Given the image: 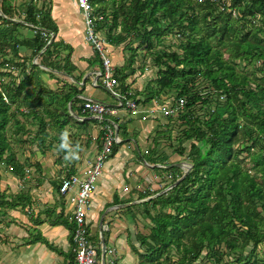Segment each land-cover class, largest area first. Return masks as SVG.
<instances>
[{
  "label": "trees",
  "instance_id": "1",
  "mask_svg": "<svg viewBox=\"0 0 264 264\" xmlns=\"http://www.w3.org/2000/svg\"><path fill=\"white\" fill-rule=\"evenodd\" d=\"M91 1L105 16L99 30L108 44L124 45L129 54L115 72L122 91L132 89L131 76L146 75L150 57L157 71L134 94L144 98L138 103L186 101L178 116L169 117L172 129L165 132L175 140L174 154L184 160L170 162L164 153L151 160L166 166L155 169L167 179L161 188L140 195L148 201L129 208L147 232L137 228L139 247L133 251L138 264H199L203 255V264H264V0ZM9 2L2 1L1 13L13 19ZM25 22L33 27L34 38L20 41L5 28L10 21L0 16V78L11 81L3 88L6 97L0 91V218L31 200L24 193L2 191V172L24 179L31 167L28 150L45 154L52 147L47 144L49 126L66 127L51 108L59 98L46 88L41 67L70 76L75 70L71 47L54 41L46 49L51 37L36 29L58 34L50 8L31 3ZM21 49L32 51L29 59L20 60ZM96 62L103 67L100 55ZM78 93L71 89L65 105ZM119 127L123 139L129 138L127 125L124 131ZM160 146L156 139L151 153ZM181 162L190 164L188 176L157 196L184 176L182 168L171 166ZM71 229L74 236V223ZM40 240L58 251L47 239Z\"/></svg>",
  "mask_w": 264,
  "mask_h": 264
},
{
  "label": "crops",
  "instance_id": "2",
  "mask_svg": "<svg viewBox=\"0 0 264 264\" xmlns=\"http://www.w3.org/2000/svg\"><path fill=\"white\" fill-rule=\"evenodd\" d=\"M11 1L14 2L11 4L14 8V18H7L3 13L1 15L10 21L5 28L18 35L20 41L34 38L32 27L25 22L27 7L33 3L38 9L43 7L51 9V16L59 29L58 34H54V41H62L64 45L71 47L70 64L74 66L75 70L70 76L41 67L45 71L43 79L46 88L53 91V95H58L59 98V105L51 108L61 115V124H66V127H64L65 125L57 127L53 124L49 126L47 144L52 147L45 150V154L40 152L37 154V152L33 154L35 158L31 159L32 154L28 150L29 154L26 157L30 158L31 167L27 168V176L24 179L16 178L12 171L2 172L4 175L1 185L2 191L9 195L24 193L31 200L28 206L10 211L9 217L0 218V264H73L75 261V246L71 229L73 226V206L68 199L59 193V186L62 180L69 176L84 177L89 164L94 161L100 151L104 136L103 128L100 124L96 129L91 127L90 123L96 122L89 119L88 114L84 112L83 104L86 99L107 104V99L97 94L98 88H103L101 79L103 70L99 67L102 65L100 62L95 63L98 55L85 40V24L76 0H74L75 3H72L71 0ZM103 34L101 32L102 37L106 39ZM122 47L124 45L117 47L108 44L107 51L114 61L115 68H121L124 65L125 54ZM67 54V51H61L62 57H66ZM31 55L32 51L29 49H21L20 60L29 59ZM37 60L41 61V54L34 59V64L40 65ZM146 75L144 76L149 79L150 74ZM45 76L48 77V82L45 80ZM18 78L17 74L16 79L19 83L21 78ZM88 81L92 82V86H88ZM128 82L134 93L142 91L148 84L142 85L139 80L137 81V76H131ZM73 88L77 89L79 93L72 98L73 101L71 99L65 105L68 99L66 94ZM138 96V100H144L140 95ZM114 100L116 104L109 105L118 107V101L115 98ZM152 103H139L143 107V111L136 118H142L141 123L147 119L158 122L146 114L147 107H150ZM65 113H68L69 116L66 117ZM119 114H122L120 118L118 116L117 118L108 117L107 121L115 124L118 122V126L119 124L128 126L129 123H132L131 113L125 110ZM75 118L77 119L76 122L73 120ZM151 122L153 123V121ZM133 124L136 131L133 135L128 133L129 138L125 141L123 140L124 133L119 127L121 143L125 145H120L118 152L107 163L98 181L88 216L89 222L93 223L94 220L97 222L95 231L98 230L101 237L99 241L105 242L104 234L109 233V240L116 244L113 249L119 264H128L131 257L130 251L134 252V241H138L137 228L140 231L143 229V224L136 223L129 212V208L145 203L148 199L141 200L140 195L161 188L163 186L161 181L167 179L155 169L166 166L154 165L151 162L162 153L161 148L157 153H151V150L155 149V145L154 147L149 145L150 135L147 133V129L140 130L135 122ZM65 128L69 130L72 142L74 144L79 143L82 147L80 159L71 163L64 160L65 153L59 150L60 133ZM30 129L34 130L35 127H30ZM161 134L163 135V132ZM161 134L160 136H162ZM141 143L146 145L144 154L141 150ZM127 145H132V149L128 151ZM135 149H138L137 154L132 153L136 151ZM34 150L36 151L35 148ZM123 209L124 211L119 212ZM108 213L114 219H121L122 221L119 225L113 224V226L115 225L114 230L111 229L112 224L106 222ZM94 226L92 225V229L91 227L89 229L91 234L92 230L95 229ZM40 238L47 239L58 251L50 249L43 242H39L41 241Z\"/></svg>",
  "mask_w": 264,
  "mask_h": 264
},
{
  "label": "built area",
  "instance_id": "3",
  "mask_svg": "<svg viewBox=\"0 0 264 264\" xmlns=\"http://www.w3.org/2000/svg\"><path fill=\"white\" fill-rule=\"evenodd\" d=\"M76 2L84 19L85 40L103 60L102 87L118 101V107L91 99L84 101V112L88 114L90 120L100 124L104 131L100 151L94 161L89 164L84 177L73 175L62 180L59 193L68 199L73 206L75 264H102V257L100 258L99 252L103 251L105 242L99 241L95 245L91 241L87 220L98 181L112 157L114 148L122 142L119 126L115 123H109L107 118L116 117L120 110H126L128 113L138 116L142 113L143 107L135 98L133 90L123 92L119 81L115 78L116 68L107 51L108 42L101 36L99 30V25L105 20L104 14L98 11L91 0H76ZM233 14L236 16L237 13L233 11ZM36 29L41 30L43 36H50L49 32L42 28ZM13 70L17 71L16 68ZM146 70L148 71V68ZM10 82V79L0 78V91L4 97H6L3 92L4 85ZM5 100L7 101V98ZM185 105V99L168 104L153 101L152 105L147 107L146 114L153 118L157 116L162 118L176 117L184 110ZM127 148L132 149V145H128ZM115 254L113 248L107 247L106 264H115Z\"/></svg>",
  "mask_w": 264,
  "mask_h": 264
},
{
  "label": "rangeland",
  "instance_id": "4",
  "mask_svg": "<svg viewBox=\"0 0 264 264\" xmlns=\"http://www.w3.org/2000/svg\"><path fill=\"white\" fill-rule=\"evenodd\" d=\"M8 1H10L9 3H11V4H14V2L12 3V1L11 0H8ZM72 1V3H75L74 2V0H71ZM18 2V1H17ZM1 9V8H0ZM98 9V8H97ZM0 16H1V11H0ZM83 17V16H82ZM84 20V19H83ZM102 36V35H101ZM123 48V53L125 54V56L127 57L129 54H128V52L127 51H125L124 50V48H125V46L124 47H122ZM112 58V57H111ZM152 59L150 58V57H148V59H147V63H146V66L147 65H149V67H148V71H147V75H149V74H151L150 76H149V79H153V78H155V74H156V71H157V69H155V67H153V63H152V61H151ZM113 61V60H112ZM40 61L39 60H37V63H39ZM114 62V61H113ZM102 70H103V67H101V66H99ZM146 73V72H145ZM146 75V76H147ZM133 76H137V81L139 80V82L140 83H142V85L143 84H146V83H148L150 80L147 78V77H142L141 76V74H140V72H138L136 75H133ZM45 78V80L48 82V77L47 76H45L44 77ZM84 80V79H83ZM88 86H92V82L91 81H88ZM138 86V85H137ZM139 87H140V85H139ZM99 91V92H98ZM98 91H97V94L99 95V96H103V98H106L107 99V104L109 105V104H111V105H115L116 104V102H115V100H114V98L107 92V91H105L103 88H98ZM72 98H74V97H72ZM99 98V97H98ZM74 99H72V101H73ZM168 100L169 101H171L172 99L170 98V99H166V103L165 104H168L167 102H168ZM59 105V103H57V106ZM54 106H55V104H53L52 105V108H54ZM120 112H124V111H122V110H120L119 111V113ZM200 113L199 114H203L204 112H201V111H199ZM118 113V117L120 118L121 116H122V114H119ZM117 116L115 117V118H117ZM137 117V115H134V114H132L131 115V117H130V119H132L131 120V122L132 123H129V125L127 126V131H128V133H130L131 135H133L134 133H135V131L136 130H134L136 127H133L134 126V122L136 123V126H138L139 128H140V130H142L143 128H145V129H147V133H149V135H150V137H149V145L151 144V146L152 147H154V140H156V139H158L160 142H161V146H160V148H161V152L162 153H164L167 157H170V161L171 162H180V161H182V160H184V159H182L181 157H179V155H177V154H174V149L171 147V145H172V143H174L175 142V140L173 141V140H170V138L168 137V136H166L167 134L165 133L166 131H168V130H170V129H172V124L170 125L169 124V120H168V118H162L161 116H157V117H155L154 119H156V121H158V122H154V120H151V119H147L146 121H148L149 120V122H146L145 120H144V123H141V121H142V118H140V119H137L136 118ZM22 121H25L24 119H21ZM75 122L77 121V119L75 118V119H73ZM151 121H153V123L151 122ZM163 122H164V124H163ZM168 122V123H167ZM90 125H91V127L93 128V129H96V127H98V123L96 124V123H90ZM156 125V126H155ZM165 125V126H164ZM155 126V127H154ZM167 126H169V127H167ZM124 127L125 126H123V131L125 130L124 129ZM154 128V129H153ZM176 129V131L177 130H179L178 129V127L177 126H174L173 127V129ZM153 129V130H152ZM164 131V133H165V136H160V133H162V132ZM162 135V134H161ZM173 136V139H175L177 136V132H173V134H172ZM124 141L126 140V138H124L123 139ZM172 141V142H171ZM121 145H125L124 143H121ZM141 145V150H142V153L144 154L145 153V150H146V145H142V143L140 144ZM128 146V145H127ZM127 150L129 151V150H131V149H128L127 148ZM136 151H133L132 153L133 154H137L138 153V149H135ZM36 152H38V151H36ZM136 152V153H135ZM27 155L29 154V152H27L26 153ZM37 154H39V152L37 153ZM33 158H35L34 157V155H32V157H31V159H33ZM21 161H23L24 162V157H21ZM172 159V160H171ZM181 163H187V162H181ZM249 167V165H247L246 166V168H248ZM188 168H190V164L189 163H187V165H185L184 167H183V170H184V172H186L187 171V169ZM4 176V175H3ZM3 186H4V183H3ZM2 186V187H3ZM152 193V192H151ZM148 201V200H147ZM143 203V202H142ZM121 211H124V209L123 210H120L119 212H121ZM88 216H89V214H88ZM141 219H143V218H141ZM106 222L108 223V224H112L111 225V229L112 230H114L115 228V225H119V224H121V219H114L109 213L107 214V217H106ZM149 222V221H148ZM88 228L90 229V227H91V229H92V225L94 226V225H96V226H94V230H92V234H91V241L92 242H94L95 243V245H97V243H98V241L101 239V237H100V235L98 234V230L97 231H95L96 230V227H97V222H96V220H94L93 221V223L92 222H89V220H88ZM113 224H115L114 226H113ZM143 228V227H142ZM141 228V229H142ZM143 230V232L144 233H147L144 229H142ZM91 231V230H90ZM142 232V233H143ZM91 233V232H90ZM135 234V233H134ZM104 237H105V244L107 245V247L108 248H115V243L113 242H111L110 240H109V233H105L104 234ZM134 244L137 246V247H139V244H138V242L137 241H134ZM261 248H264V245L261 247ZM130 254H131V257H130V259H129V262H128V264H138L139 263V257L134 253V252H132V251H130ZM204 257H205V255H203L202 256V258L200 259V261L198 262L199 264H203V263H205V260H204ZM115 259H117V257L115 256Z\"/></svg>",
  "mask_w": 264,
  "mask_h": 264
},
{
  "label": "clouds",
  "instance_id": "5",
  "mask_svg": "<svg viewBox=\"0 0 264 264\" xmlns=\"http://www.w3.org/2000/svg\"><path fill=\"white\" fill-rule=\"evenodd\" d=\"M59 150L65 153L64 160L66 162H74L80 159L82 147L79 143H73L70 138V132L67 128L63 129L59 137Z\"/></svg>",
  "mask_w": 264,
  "mask_h": 264
},
{
  "label": "water",
  "instance_id": "6",
  "mask_svg": "<svg viewBox=\"0 0 264 264\" xmlns=\"http://www.w3.org/2000/svg\"><path fill=\"white\" fill-rule=\"evenodd\" d=\"M1 1L2 0H0V3H1ZM51 36H52V39H51V41H50V43L48 44V46L46 47V49L49 47V45L51 44V43H53L54 42V39H55V35L54 34H52V33H49ZM45 49V50H46ZM44 50V51H45ZM43 51V52H44ZM185 165H187V163H180V164H173V165H171L172 167H174V166H176V167H180V168H182L183 169V167L185 166ZM190 171H191V168H188L187 169V171L185 172V174H184V176L180 179V180H178L175 184H173L172 186H170L169 188H167L166 190H164L162 193H160V194H158L157 196H159V195H161V194H164V193H166V192H168V191H170V190H172L173 188H175V187H177L187 176H188V174L190 173ZM157 196H155V197H157ZM151 198H154V197H151ZM150 198V199H151ZM149 200V199H148ZM106 250H107V245L106 244H104V247H103V251H102V264H106Z\"/></svg>",
  "mask_w": 264,
  "mask_h": 264
}]
</instances>
